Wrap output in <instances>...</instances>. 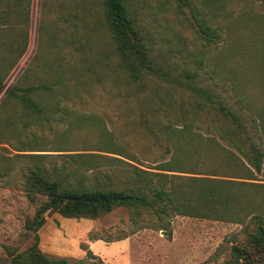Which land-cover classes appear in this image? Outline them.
<instances>
[{
	"label": "rangeland",
	"instance_id": "374dc122",
	"mask_svg": "<svg viewBox=\"0 0 264 264\" xmlns=\"http://www.w3.org/2000/svg\"><path fill=\"white\" fill-rule=\"evenodd\" d=\"M129 3L169 73V81L147 78L146 92L183 100L191 112L188 123L192 130L187 132L191 136L183 134L180 138L185 150L177 158L191 171L217 173L211 177L227 178L238 172L229 164L231 157L220 151L205 155L204 149L209 139L215 138L245 162L240 152L217 131L229 128L230 119L218 109H211L209 103L205 109H196L195 97L177 82L191 81L211 91L244 119L243 147L248 150L254 139L264 150V131H257L260 126L256 119L258 112L264 115V0H129ZM10 4V13H0V70L3 67L6 75L0 85V107L7 97V89L26 72L30 74V81L38 82L51 75L46 72V65L63 64L64 68H70L69 74L88 82V88L82 91L83 102L71 103L74 110L71 116L82 114L98 130L104 126L115 130V140L133 143L129 134L135 137L134 132L127 129L125 133L123 117L133 112L132 122L138 118L139 102L135 96L128 97L129 92L122 86L126 75L106 24L104 0H21L20 4L13 0ZM22 4L30 5L28 15L20 13ZM201 23H210L218 29L215 42L207 40L200 30ZM13 59H16L14 68L7 70L5 67ZM115 79L117 84L121 83L119 87L114 86ZM18 109L19 106L10 102L2 113L3 118ZM178 110L173 108L174 112ZM196 110L200 112L195 113ZM65 125L45 129L43 139L51 143ZM173 125L182 127L175 120ZM139 136L141 142L137 147L129 144L138 153L139 163H134L159 172L156 165L170 157L167 143L162 140L155 146L141 132ZM239 136L236 134L235 138ZM66 139L65 145L72 149H93L97 147L93 145L103 142L102 136L89 129L73 131ZM56 146L46 144L40 149H58ZM190 148H196V152H189ZM199 148L202 149L197 152ZM16 153L11 140L0 133V167H3L0 264L9 262L8 249L22 251L34 241L26 224L28 218H33L38 204L27 197L19 184L20 176L11 184L6 178L9 166L18 169L22 165L18 159L15 164L9 161ZM57 160L62 163L63 157L58 156ZM104 171L123 173L121 178L116 177L123 185L129 169L125 164L102 160L88 174ZM254 174L257 180L245 181L263 183L262 174L255 171ZM246 187L241 189L246 194L245 202L252 208L264 209V187ZM191 188L200 191L202 187L196 183ZM162 206L165 204L155 203L149 208L118 207L97 219L67 218L47 211V224L39 230L40 248L52 258L71 260L86 259L90 248L105 264H238L232 254L233 246L246 245L249 233L257 229L254 214L241 216L242 221H233L229 220L232 214L228 211L224 220L181 215L171 208L162 212ZM98 239L102 241L93 244ZM251 260L254 264L263 263L256 252ZM87 264L99 262L88 260Z\"/></svg>",
	"mask_w": 264,
	"mask_h": 264
},
{
	"label": "trees",
	"instance_id": "16d2710c",
	"mask_svg": "<svg viewBox=\"0 0 264 264\" xmlns=\"http://www.w3.org/2000/svg\"><path fill=\"white\" fill-rule=\"evenodd\" d=\"M9 1L0 0V13L11 12L12 6ZM20 1L16 0L19 4ZM104 6L106 24L120 58V66L126 75L122 86L129 92L126 93L128 97L135 96L139 102L138 118L133 119L132 122L133 112L123 117L125 133L127 129L134 132L135 137L133 133L129 134L133 137V143L115 140V130H109L106 126L98 130L82 114L75 118L71 116L74 111L71 103L83 102L82 91L88 88V82L83 77L80 79L69 74L70 68H64L63 64L46 65V72H50L51 75L38 82L30 81V74L26 72L9 87L7 97L0 107V122H2L0 133L7 135L18 152L9 158V161L15 164L14 161L18 159L22 165L18 169L9 166L6 178H9L8 182L11 184L20 176L19 184L29 200L37 203L38 206L33 218H28L26 224L27 229L33 233V243L22 251L8 249L10 259L7 264H87L88 260H98L99 264H105L90 248L86 259L82 260H71L67 257L52 258L43 252L40 248L39 230L47 221L46 212L51 210L67 218L97 219L118 207L149 208L155 203L165 204L161 207L162 212L171 208L177 214L206 218L225 220L224 214L228 211L232 214V219L229 220L242 221L241 216L254 214L253 217L257 219L256 231L249 233L246 245H234L232 254L238 264H243L241 261L254 264L251 262V257L256 252L260 254L264 264V209L260 206L250 207V204L245 202L246 194L241 190L246 186L264 187L263 147L252 139L250 148L246 150L242 145L245 139L244 119L241 115L229 109L205 87L191 81H179L177 82L179 87H185L186 91L195 97L196 109H205L206 103H209L211 109H218L225 118L230 119L232 123L229 128H219L217 131L245 159L244 162L236 153L224 148L215 138H210L208 146H204L207 152L204 154L211 155L220 151L222 155L231 157L229 164L238 172L231 173L233 175L226 176L227 178L211 177L217 176V173L195 172L184 165L177 158L185 150L179 140L183 138V134L187 137L191 136L187 134L192 130L188 123L191 112L186 109L183 100L176 101L158 92H146L147 78L169 81V73L165 70V65L148 33L142 27L136 13H133L129 0H104ZM13 11L16 9L14 8ZM20 13L28 15L30 5L22 4ZM200 30L208 41L215 42L214 35L218 30L216 27L210 23H201ZM15 63L16 59H13L5 68L12 70ZM5 77L2 67L0 85ZM117 83L118 79H115V87L121 84ZM10 102L19 106V109L5 119L2 113H5ZM173 108L179 110L174 112ZM199 112L200 110L198 112L196 110L195 113ZM256 116L260 126L257 131H264V115L258 112ZM174 120L181 122L182 127H174ZM64 123L66 125L62 133L54 141L49 143L43 139L45 129L52 130L53 127ZM86 129L93 133L97 132L102 136L103 142L93 145L97 146L93 149H72L65 145L67 136L73 131ZM140 132L149 137L152 145L158 146L162 140L167 143L170 157L156 165L155 169H159V172L139 167L134 163H139L138 153L132 151L129 144L134 148L140 144ZM236 134L240 135L238 139L235 138ZM46 144L57 145L58 149H40ZM200 149L202 148L197 149V152H200ZM94 150L109 154L96 153ZM43 151H53L57 154ZM188 151L196 152V148H190ZM58 156L63 157L62 163L58 162ZM102 160L127 166L129 172L123 180V185L116 178L117 176L121 178L123 173L116 175L104 171L88 174L96 165L102 163ZM254 171L262 174L263 183L245 181L257 180ZM2 172L3 167H0V174ZM197 174H205V176H196ZM176 179L185 182H176ZM196 183L202 187L200 191L191 188ZM250 247L253 250H250Z\"/></svg>",
	"mask_w": 264,
	"mask_h": 264
},
{
	"label": "crops",
	"instance_id": "0c3cea01",
	"mask_svg": "<svg viewBox=\"0 0 264 264\" xmlns=\"http://www.w3.org/2000/svg\"><path fill=\"white\" fill-rule=\"evenodd\" d=\"M46 224H47V223H46ZM40 233H42V237H43V232L40 231ZM40 238H41V235H40ZM101 241H102L101 239H98V240H96L95 243H93V244H96V243L101 242ZM104 243H105V241H104ZM105 244H106V243H105Z\"/></svg>",
	"mask_w": 264,
	"mask_h": 264
}]
</instances>
